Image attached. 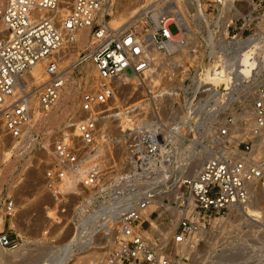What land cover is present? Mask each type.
Segmentation results:
<instances>
[{"label": "built area", "instance_id": "obj_1", "mask_svg": "<svg viewBox=\"0 0 264 264\" xmlns=\"http://www.w3.org/2000/svg\"><path fill=\"white\" fill-rule=\"evenodd\" d=\"M180 2L140 0L127 19L111 22L115 0H0V164L6 147L43 143L45 116L71 68L95 70L74 132L49 138L43 180L57 202L49 221H69L93 246L105 242L102 264H191L208 235L245 223L247 206L264 195V0ZM84 29L86 49L67 62ZM35 65L43 68L39 83L29 75ZM210 67L226 71L225 86L202 79ZM126 73L140 94L130 103ZM182 146L204 154L194 171L174 166ZM113 147L121 148L120 168ZM72 175L83 188L75 203L60 191ZM81 212L95 217L83 223ZM15 213L14 199L4 197L5 264L24 246L10 234Z\"/></svg>", "mask_w": 264, "mask_h": 264}, {"label": "rangeland", "instance_id": "obj_2", "mask_svg": "<svg viewBox=\"0 0 264 264\" xmlns=\"http://www.w3.org/2000/svg\"><path fill=\"white\" fill-rule=\"evenodd\" d=\"M126 1L115 0L116 12L113 15L114 19L118 16H121L120 19L125 18L140 0H129L130 5L128 4V8H124ZM123 12L127 13L124 14ZM169 29L172 33L177 31L175 25H170ZM83 46L81 43L77 44L76 52L71 56L70 62L77 60L78 51L82 53V50L86 49ZM68 75L64 87H70L73 83L72 93L75 95L71 101L65 102L64 106L60 102L63 97L61 93L59 107L45 117L46 125L40 132L43 143L35 148L28 144L16 151H11L10 147L4 149L3 159L0 164V209L4 197L14 199L16 213L10 221V234L12 238H16L20 244L24 245L18 250L14 249L13 252H10L13 260L11 264H62L60 256L56 259L55 257L58 249L70 240L73 232V227L67 220L58 223L49 221V217L54 214L53 211L57 202L47 190L43 180L44 170L49 163V138L68 126L72 121L79 119L80 95L91 86L95 77L89 63L78 65ZM86 76L88 77L87 79H85ZM128 83L127 86L122 88V92L125 95V101L130 103L138 98L140 94L135 90V85L133 86L131 82ZM62 91H64V88ZM54 113L57 116L56 119H53ZM117 125V121L109 123L112 133H116ZM113 148L115 159L120 168L122 165L121 160H119L121 148ZM78 182L79 179L72 186H65L64 181H62L60 185L61 192L73 193L71 196L72 203L77 202L83 195V188L78 185ZM260 198L263 201V204L260 205L263 210L260 209V211L264 215V195H260ZM252 218L255 219L254 216ZM8 222L9 219L7 224ZM246 224L247 222L240 224V220H235L230 225L221 227L220 231L218 229V233L208 235L209 241L215 242L214 251L207 254L209 247L203 245L191 260L195 258L196 260L204 259V262L207 263L212 261L211 257L213 256L233 252L230 257L231 260L223 258L217 264L223 262L231 264H264V233L259 227L254 225L256 223H252V225L250 223ZM2 225L3 217L0 216V227ZM95 245V248L68 258V264H102L106 253L98 247H105L106 244L101 241V243H96ZM0 264H5V258L0 261Z\"/></svg>", "mask_w": 264, "mask_h": 264}, {"label": "bare ground", "instance_id": "obj_3", "mask_svg": "<svg viewBox=\"0 0 264 264\" xmlns=\"http://www.w3.org/2000/svg\"><path fill=\"white\" fill-rule=\"evenodd\" d=\"M126 1V0H125ZM148 1V0H146ZM129 0L126 1V3L124 4V8L128 6L129 4ZM177 2H180V0H177ZM121 3V2H120ZM181 3V2H180ZM130 5V4H129ZM136 7V5L133 7V9ZM128 8V7H127ZM133 9L131 10V13L133 11ZM125 10V9H124ZM124 13V12H123ZM127 13V12H125ZM124 13V14H125ZM129 13L125 18L123 19H120L121 16H118L116 19H114V17L112 16V21L111 22H121L125 19H127L129 17V15L131 14ZM114 15V13H113ZM123 16V15H122ZM76 36L78 37V39L80 40V43L81 45H85L86 44V41H87V30L84 29V30H79L77 33H76ZM71 58V57H70ZM73 59V58H72ZM70 59L67 61L69 62ZM242 62L243 63H248V52L244 53L243 56H242ZM90 64V63H89ZM92 68V67H91ZM73 69L71 68L70 69V72L72 71ZM88 70V69H87ZM93 72H94V75L95 76V70L92 68ZM87 73V71H86ZM43 68L40 66V65H35L29 72V75L33 76L36 83H39L42 81V77H43ZM69 74V73H68ZM67 74L66 76V79L67 77L69 76ZM202 79L205 80V81H209L211 83H213L215 86L217 87H222V86H225L227 83H228V76H227V73L225 70H217V69H214L213 67H210V68H207L206 71L201 75ZM88 77L86 76L85 79H87ZM121 78L127 82H131L134 85H136V78H135V75H133L132 73H126L124 74L123 76H121ZM66 83V82H65ZM65 85V84H64ZM73 83L70 85V87H64V91L63 88L61 90V93H62V101L61 104L63 105L65 102L67 101H71L74 97L75 94L72 93V89H73ZM134 88V87H133ZM74 91V90H73ZM61 96V94H60ZM60 100V98H59ZM138 100V98L135 99V101ZM60 103L59 101L57 102V104L55 105V107H53L51 110H49V112L46 114V116L50 113H52L55 109H57V107H59ZM65 106V104H64ZM63 106V107H64ZM57 111V110H56ZM55 111V113H56ZM60 111V110H59ZM54 113V117L53 119H56V115ZM57 114V113H56ZM52 115V114H51ZM45 116V117H46ZM53 121V120H52ZM75 121H72L68 126L64 127V128H67V131H71V132H74V124L73 123ZM7 155V154H6ZM204 158V154L199 151V150H196L194 149L192 146H182L180 148H177L176 149V159H175V164L174 166L177 167V168H184L186 165L189 166L190 168V171H194L195 168H197L201 162V160ZM119 160H121L119 158ZM79 179L78 176H75V175H72V176H68L66 178H64V185L65 186H72L73 183ZM61 191V190H60ZM260 195L261 194H257L253 200L251 201V203L247 206L246 208V213L248 216V219H246L244 222L246 223H256V222H264L263 221V217L264 215L261 214V210H263V208L260 206L261 204H263V201L262 199L260 198ZM257 213H260V214H257ZM263 213V212H262ZM256 215V217H255ZM243 216V215H242ZM254 216L255 219H253L252 217ZM95 216L93 215H88L87 217H84L82 215V212H81V221L83 223H87L89 221V218H94ZM149 218V217H148ZM227 219H224V218H218L217 219V222L221 224H224ZM149 221L153 224V220L152 218H149ZM255 225V224H254ZM257 226L259 227L260 225L257 224ZM201 238L203 240H205V237H206V233L202 232V234L200 235ZM212 237V236H211ZM90 237H88V239L85 238V235L81 234V231H78V227L76 229H74V231L72 232V235H71V238L69 241H67L66 243H64V245L61 246V248L58 249V252H57V256L55 257L56 258H61V263L62 264H68L67 262V259L68 258H71V257H74V256H77L79 255L80 253L84 252V251H88L89 249H92V248H95V246H93L94 242H90ZM206 241V240H205ZM101 243V242H99ZM214 244L215 242H208L207 241V247H209L208 251H207V254H210L214 251ZM109 245V244H108ZM100 249H103L104 250V253H106V249H107V244L106 246H102V247H98ZM16 250V249H15ZM186 252H190L192 251V249H185ZM13 252V250L11 251ZM61 253V254H60ZM232 255H229V257H231ZM215 258L217 256H214ZM3 259V258H2ZM0 259V261L2 260ZM179 264H190V263H187V262H182V263H179ZM191 264H204V259L203 260H196L195 261L193 260V262Z\"/></svg>", "mask_w": 264, "mask_h": 264}]
</instances>
